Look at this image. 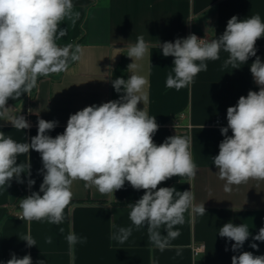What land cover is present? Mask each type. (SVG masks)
Listing matches in <instances>:
<instances>
[{"label":"crops","instance_id":"obj_1","mask_svg":"<svg viewBox=\"0 0 264 264\" xmlns=\"http://www.w3.org/2000/svg\"><path fill=\"white\" fill-rule=\"evenodd\" d=\"M72 3V11L78 17L74 23L71 19L60 22L59 27L66 30V35L56 43L60 47L79 45L81 59L70 62L66 72L39 77L38 87L30 96L10 98L6 104L11 108L10 114L26 113L33 124L29 129L16 130L10 122L0 119V132L17 142L30 143L37 134L38 120L44 119L58 121L47 135L55 138L63 134L71 114L86 106L119 99L122 93L115 92L112 81L118 77L127 80L132 74L129 65L135 62L136 74L148 81L145 86L148 102L138 107L155 116L159 125L154 142L160 145L171 136H190L192 158L198 169L191 185L186 177L174 176L158 188L192 191L195 203H204L206 214L186 212L184 224L174 228L180 231V236L171 241V248L161 252L150 243L147 227L136 229L129 219L127 205L139 200L144 190H135L125 182L122 189L113 193L114 199L76 180L71 185L72 200L65 209L62 224L47 220L29 223L21 219L20 202L31 192H38L43 182L40 153L30 150V178L35 180L32 188L28 187L26 173L20 177L23 183L13 178L9 187L0 188V264H7L13 253L18 258L30 255L33 264L41 260L45 264H151V257L157 264H232V256L239 255L231 250L235 242L218 234L229 222L249 228L251 235L240 252L264 255V242L252 239L264 227V180L250 179L232 185V191L226 193L225 181L215 174L218 169L212 161L224 139L220 128L227 126L228 107L235 106L250 90L259 91L260 86L250 72L256 57H250L239 68L232 69L230 65L223 68L229 54L221 50L218 60L206 61L207 71L200 72L191 85L176 90L165 86L174 57H164L160 47L164 42H175L190 34L215 39L224 33L232 16L243 20L259 14L264 21V0H72ZM141 35L149 49L142 60L133 61L127 56L128 46L134 45ZM255 47L264 62V36L256 41ZM228 135H232L230 129ZM26 160L27 156L21 155L17 163ZM113 223L117 227H133L125 243L110 240L115 231ZM160 231L166 235L163 227ZM69 232L86 237L87 242L70 247L66 241ZM28 233L36 241L30 248L20 239ZM47 237L52 238L51 243L45 242ZM251 243L258 244V250L251 248ZM201 244L204 247L195 251Z\"/></svg>","mask_w":264,"mask_h":264},{"label":"clouds","instance_id":"obj_2","mask_svg":"<svg viewBox=\"0 0 264 264\" xmlns=\"http://www.w3.org/2000/svg\"><path fill=\"white\" fill-rule=\"evenodd\" d=\"M72 0H0V119L10 122L16 130L29 129L30 124L22 115H11L6 107L8 100L30 96L38 87V78L66 72L70 62L81 59L79 45L60 47L56 43L66 30L60 22L71 19L75 22L78 13H73ZM264 36V21L259 14L239 20L232 16L219 37L200 39L195 34L177 38L175 42L160 45L164 57H174L172 72L167 75L165 86L180 90L191 85L202 71H207L208 60H218L223 50L229 54L222 65L232 69L256 57L250 66L259 91H249L241 96L235 106L227 109V126L221 127L224 139L219 144V153L212 161L218 169L215 174L225 181L223 190L232 191V185L247 183L250 179L264 180V62L257 56L256 41ZM149 45L138 36L134 45L128 46V55L133 61L142 60ZM199 62V63H197ZM138 65H129L131 75L127 80L118 77L112 81L119 99L100 105L86 106L71 114L63 134L55 138L46 133L53 130L58 121L38 120L37 134L31 142H17L0 132V188L9 187L13 178L23 183L21 174L29 177V189L35 184L31 179L30 150L40 153L43 182L38 192L20 202L21 219L62 224L65 209L71 203V185L76 180L85 182V187H95L101 194L111 195L124 187L125 182L135 190H144L135 203H129V219L136 229L146 226L148 238L154 248L163 252L172 247L171 241L180 236L175 226L183 225L185 213L206 214L204 203L196 204L192 191H177L175 187H159L162 182L174 177H186L191 181L197 173L192 158L190 136H171L157 145L153 136L159 125L155 116L138 107L148 102L145 91L147 79L134 71ZM30 112V109H29ZM203 128V126H202ZM229 129L232 135L229 136ZM26 155V162L17 163L18 157ZM41 193L43 195H41ZM117 227L110 240L120 244L131 236L133 227ZM163 227L166 235H162ZM63 232V228L60 229ZM220 237L234 241L231 250L232 264H264V255L243 251L250 231L246 225L224 224ZM27 247L36 245L30 233L20 237ZM254 241L264 242V227L259 229ZM66 241L70 247L86 243V237L69 232ZM46 243L52 238L47 237ZM250 247L258 250V244ZM228 250L227 248L225 249ZM179 254V252L177 253ZM151 264H157L151 257ZM7 264H33L30 255L18 258L14 253ZM37 264H45L43 260Z\"/></svg>","mask_w":264,"mask_h":264},{"label":"built area","instance_id":"obj_3","mask_svg":"<svg viewBox=\"0 0 264 264\" xmlns=\"http://www.w3.org/2000/svg\"><path fill=\"white\" fill-rule=\"evenodd\" d=\"M21 115L25 117V119L27 120V122H28L30 125L33 124V120H31V119L29 118V116H27L26 113H22ZM220 122L222 123V122H224V121H220ZM203 247H204V245L201 244V245L195 247V251H199V250H201Z\"/></svg>","mask_w":264,"mask_h":264},{"label":"trees","instance_id":"obj_4","mask_svg":"<svg viewBox=\"0 0 264 264\" xmlns=\"http://www.w3.org/2000/svg\"><path fill=\"white\" fill-rule=\"evenodd\" d=\"M35 89H33V92H34Z\"/></svg>","mask_w":264,"mask_h":264}]
</instances>
